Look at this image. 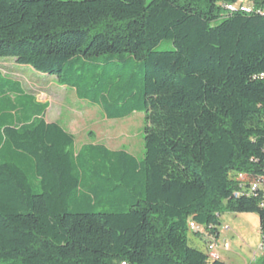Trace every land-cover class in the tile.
<instances>
[{
  "label": "trees",
  "instance_id": "trees-1",
  "mask_svg": "<svg viewBox=\"0 0 264 264\" xmlns=\"http://www.w3.org/2000/svg\"><path fill=\"white\" fill-rule=\"evenodd\" d=\"M0 59L144 115L142 159L76 149L0 73V264H224L188 239L222 213L256 215L264 244L263 192L234 197L264 178V0H0Z\"/></svg>",
  "mask_w": 264,
  "mask_h": 264
},
{
  "label": "rangeland",
  "instance_id": "rangeland-1",
  "mask_svg": "<svg viewBox=\"0 0 264 264\" xmlns=\"http://www.w3.org/2000/svg\"><path fill=\"white\" fill-rule=\"evenodd\" d=\"M236 6L246 7L247 3ZM172 49L168 41H162L156 48L157 51ZM0 73L18 81L37 102L47 103L45 121L57 123L71 133L76 149L87 143H99L110 150L124 149L138 159L143 158L142 113H134L123 120H107L98 107L78 100L73 90L59 86L55 77L17 65L11 59H0ZM219 222L218 229L229 228L225 239L230 244V264H264V248L259 249L263 241L256 215L222 213ZM193 237L197 236L188 235L189 244L202 249Z\"/></svg>",
  "mask_w": 264,
  "mask_h": 264
},
{
  "label": "built area",
  "instance_id": "built-area-1",
  "mask_svg": "<svg viewBox=\"0 0 264 264\" xmlns=\"http://www.w3.org/2000/svg\"><path fill=\"white\" fill-rule=\"evenodd\" d=\"M228 10H234V8L228 7ZM241 10H243L245 13L250 12V9L247 6H241ZM236 180L239 183V190L234 193V197H239L242 194L256 197L258 192H263L264 195V178H253L249 180L244 175H238ZM262 207H264V200ZM189 230L190 232L196 233L201 238L204 245V253L206 254L210 263L223 262L221 252L230 251V244L228 242H218L217 237L210 234L203 227H200L195 223L189 224ZM259 249L262 250L263 245H261Z\"/></svg>",
  "mask_w": 264,
  "mask_h": 264
},
{
  "label": "crops",
  "instance_id": "crops-1",
  "mask_svg": "<svg viewBox=\"0 0 264 264\" xmlns=\"http://www.w3.org/2000/svg\"><path fill=\"white\" fill-rule=\"evenodd\" d=\"M234 215V214H233ZM234 217H236V216H234ZM226 227V226H225ZM227 230H229V228L228 227H226V228H224V229H218V236H217V241L218 242H222V241H226L227 242V240L225 239V236H226V234H225V232L227 231ZM193 240H196L199 244H201L200 246L202 247V249H199V250H201V251H203L204 252V245H203V242H202V240H201V238L199 237V236H197V237H193L192 238ZM195 242V241H194ZM229 243V242H228ZM196 248V247H195ZM231 251V250H230ZM229 251V252H230ZM229 252H221V256H222V260H223V263L224 264H230L231 263V261H230V259H229Z\"/></svg>",
  "mask_w": 264,
  "mask_h": 264
}]
</instances>
